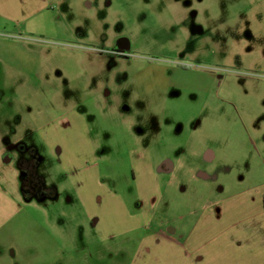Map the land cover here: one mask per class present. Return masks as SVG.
Instances as JSON below:
<instances>
[{
    "label": "rangeland",
    "instance_id": "rangeland-1",
    "mask_svg": "<svg viewBox=\"0 0 264 264\" xmlns=\"http://www.w3.org/2000/svg\"><path fill=\"white\" fill-rule=\"evenodd\" d=\"M47 2L32 32L0 16V181L31 200L0 231V264L126 262L118 245L138 233L107 251L79 193L136 210L137 154L159 182L150 229L185 232L210 200L264 193V0Z\"/></svg>",
    "mask_w": 264,
    "mask_h": 264
},
{
    "label": "crops",
    "instance_id": "crops-1",
    "mask_svg": "<svg viewBox=\"0 0 264 264\" xmlns=\"http://www.w3.org/2000/svg\"><path fill=\"white\" fill-rule=\"evenodd\" d=\"M48 6L47 0H0V16L32 31ZM71 122L72 129L76 130L82 121L74 117ZM53 143L60 151L56 140ZM88 145V154H92V147ZM135 158L147 178L144 182L146 192L134 200L136 210H130L123 195L114 194L109 189L95 200L92 195L86 197L79 193L87 208V217L92 218L93 229L107 251L112 248L107 242L112 236L138 233L137 245L131 247L125 242L118 245L117 251L126 252L128 258L117 264H264L263 186L210 200L185 232L177 227H170L169 232L150 229L147 224L148 216H151L148 196L156 192L159 182L148 157L137 154ZM88 168L84 163L80 166V170ZM8 181L11 182V178ZM1 182L0 231L31 204V200L23 197L18 184H15V196L14 191H9Z\"/></svg>",
    "mask_w": 264,
    "mask_h": 264
},
{
    "label": "flooded vegetation",
    "instance_id": "flooded-vegetation-1",
    "mask_svg": "<svg viewBox=\"0 0 264 264\" xmlns=\"http://www.w3.org/2000/svg\"><path fill=\"white\" fill-rule=\"evenodd\" d=\"M47 9H49V7H48ZM175 10H176V9H173V8H172L171 13H174ZM23 28L26 30L25 27H23ZM26 31H27V32H32V31H29V30H26ZM126 46H127V44L125 43V41H122V42L118 45V47L115 48V49L112 51V53H113L114 55H117V56L125 55V54H126V52H125V48H126ZM179 65H180V64H179ZM177 67H178V66H177ZM187 69H188L187 67L181 65V66L178 67L177 69L173 68L172 70L175 71V72H178V73H186ZM205 157H206L207 160H211V158H212V154H211V153H207V154L205 155ZM158 170H160V171H165V172H170V171L173 170V165H172V163L169 162L168 160H164V161L160 164V166L158 167ZM134 175H135V174H134Z\"/></svg>",
    "mask_w": 264,
    "mask_h": 264
}]
</instances>
